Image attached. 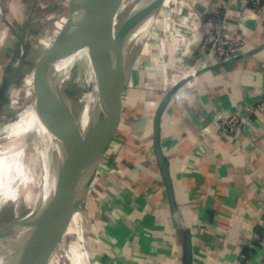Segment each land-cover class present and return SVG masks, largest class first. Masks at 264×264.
<instances>
[{
  "label": "crops",
  "instance_id": "obj_1",
  "mask_svg": "<svg viewBox=\"0 0 264 264\" xmlns=\"http://www.w3.org/2000/svg\"><path fill=\"white\" fill-rule=\"evenodd\" d=\"M176 2L163 0L154 24L166 17L180 34L184 14L172 13ZM192 3L191 24L200 26L208 10L225 9L240 26L244 45L221 63L193 59L195 76L173 69L174 47L159 56L156 69L132 66L108 132L116 151L107 152L119 171L110 176V196H86L82 202L89 238L86 248L77 247V264H184L189 235L193 264H259L264 258V112L245 110L264 93V0L259 10L244 0ZM26 4L0 0V94L5 83L0 106L16 80L14 60L22 55L17 33L23 31V40H30L18 28ZM198 42L188 40L186 50L196 51ZM185 79L161 117L172 202L155 152L154 119L166 92ZM236 113L245 124L230 133L220 126L221 117ZM75 216L81 220L79 212ZM77 239L83 238L77 234Z\"/></svg>",
  "mask_w": 264,
  "mask_h": 264
},
{
  "label": "water",
  "instance_id": "obj_2",
  "mask_svg": "<svg viewBox=\"0 0 264 264\" xmlns=\"http://www.w3.org/2000/svg\"><path fill=\"white\" fill-rule=\"evenodd\" d=\"M163 0H146L129 13L117 29L114 12L118 0H71L69 13L58 41L49 54L40 91L45 119L57 138L65 161V171L54 178L51 199L37 210L11 221L0 230V264H38L50 243L71 223L75 211L88 195L93 166L105 150L117 100L127 81L117 84L119 50L133 27ZM93 24L109 35V54L101 59L102 81L89 127L80 133L63 86V69L82 34ZM43 54L41 59L46 55ZM40 59V61H41ZM41 63V62H40ZM131 71V70H130ZM176 82L162 98L154 119V147L162 178L172 202L173 185L169 161L161 148V117L177 88ZM3 85L0 102L2 101ZM184 264H193L192 240L187 238Z\"/></svg>",
  "mask_w": 264,
  "mask_h": 264
},
{
  "label": "bare ground",
  "instance_id": "obj_3",
  "mask_svg": "<svg viewBox=\"0 0 264 264\" xmlns=\"http://www.w3.org/2000/svg\"><path fill=\"white\" fill-rule=\"evenodd\" d=\"M144 2L146 0H118L114 12L116 28L119 29L128 14ZM161 4L146 14L125 37L119 50L118 85L128 79L137 52L145 46ZM129 6L130 9L126 10ZM109 47L108 33L93 24L82 34L64 65L63 86L80 133L86 121L89 123L85 130L93 118L103 76L101 59L108 57ZM43 79L44 76L38 79V85L33 88L36 96L28 117L13 120L6 131L0 132V208L11 204L17 215L25 209L34 211L46 204L54 191L55 175L66 168L60 144L41 106ZM20 177L21 181L17 182ZM70 224L50 243L38 264H46L51 255L60 264H75L71 246L65 243L70 236ZM76 253L80 255L81 251L77 248Z\"/></svg>",
  "mask_w": 264,
  "mask_h": 264
},
{
  "label": "rangeland",
  "instance_id": "obj_4",
  "mask_svg": "<svg viewBox=\"0 0 264 264\" xmlns=\"http://www.w3.org/2000/svg\"><path fill=\"white\" fill-rule=\"evenodd\" d=\"M27 1L26 7L21 10L22 18L19 24V29H23L28 32L30 40H23V31L18 32L17 35L21 39V45L19 46V52H21L20 59L14 60L15 62V72L14 76L16 78L15 83L12 85V90L10 95L4 100L0 106V132L6 131L10 123L13 120H18L22 118H27L33 101L35 100V92L33 88L38 85V79L42 78L46 71L47 58L53 48L55 47L58 38L64 28V25L68 18L69 6L71 0H25ZM121 2H126L127 0H119ZM193 0H177L173 4L172 13H182V9H185L186 5L188 11L183 13L188 16L187 23L191 26L193 16L195 11L191 10L193 7ZM25 6V5H24ZM130 6L126 9L129 10ZM172 20L166 17H158L156 23L152 26L145 39V46L141 48V52H137L136 60L133 62V66L141 65L144 68L153 70L160 66L159 56L170 47H174L176 50V58L173 63V69L180 67L183 68V73L189 70L196 64L193 59H201L199 52V45L196 51L186 50L188 46L189 36L192 34L189 28L181 27V35L185 36L186 39L183 41L182 37H179V33L172 30ZM158 39H154L157 38ZM177 38V40H176ZM20 44V42H19ZM23 48V49H22ZM46 48V55L43 56V51ZM22 49V50H21ZM151 49V50H150ZM185 49V50H184ZM196 49V48H195ZM150 50L149 58H147V52ZM179 50V51H178ZM184 51V55L180 53ZM45 51V52H46ZM179 52V53H178ZM147 56V57H146ZM147 58V63L145 64V59ZM141 58V60H140ZM41 59V61H40ZM41 62V63H40ZM188 73V72H187ZM172 77V76H171ZM169 78H166L167 83ZM171 79V78H170ZM166 83V85H167ZM32 125V124H31ZM34 126V125H33ZM112 147L114 151L115 145L110 142L107 137L105 150L99 163L93 170V179L91 182V187L89 192L91 194L87 196H110L108 187L110 186V176L117 173L119 170L114 168L110 162V153L107 152ZM22 177H20L17 182H20ZM103 181V186L99 188L101 182ZM100 198V197H98ZM85 205H81L75 211L72 222L71 231L68 239H65V243L71 246L72 258L77 264L76 249L73 245H78L86 248L88 243L89 233L85 226V217L83 210ZM30 209H25L21 215H17L14 207L11 204H6L0 208V230L6 226L11 221L29 213ZM76 212L82 216L81 220L76 222ZM82 233V235H80ZM78 236H82V240L77 239ZM73 244V245H72ZM46 264H60V262L53 258L51 255ZM89 264V260L86 262Z\"/></svg>",
  "mask_w": 264,
  "mask_h": 264
},
{
  "label": "built area",
  "instance_id": "obj_5",
  "mask_svg": "<svg viewBox=\"0 0 264 264\" xmlns=\"http://www.w3.org/2000/svg\"><path fill=\"white\" fill-rule=\"evenodd\" d=\"M247 7L260 9L261 0H244ZM180 14H183L180 13ZM203 20L200 26H191L188 24L187 15L182 17V28H189L192 33L189 38L198 40L199 54L204 59L211 60L213 63H221L232 59L237 55L244 45L243 37L238 32L239 25L231 22L226 10L214 9L208 10L203 14ZM181 33V32H180ZM183 40L186 37L182 35ZM23 49V48H22ZM197 73L192 67H189L188 75L195 76ZM245 110L251 113L255 110L264 112V93L261 97L251 103H247ZM245 124V119L241 114H233L227 117H221L220 126L228 129L230 133L240 130ZM77 211V210H76ZM259 264H264V258Z\"/></svg>",
  "mask_w": 264,
  "mask_h": 264
}]
</instances>
